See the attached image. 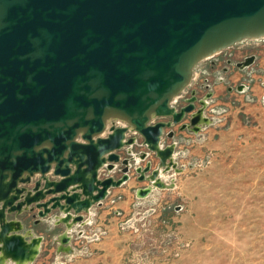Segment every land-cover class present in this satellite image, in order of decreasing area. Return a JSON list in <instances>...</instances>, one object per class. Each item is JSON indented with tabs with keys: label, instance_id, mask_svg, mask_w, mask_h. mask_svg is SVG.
Listing matches in <instances>:
<instances>
[{
	"label": "water",
	"instance_id": "95a60500",
	"mask_svg": "<svg viewBox=\"0 0 264 264\" xmlns=\"http://www.w3.org/2000/svg\"><path fill=\"white\" fill-rule=\"evenodd\" d=\"M261 33L264 0H0V251L15 261L42 244L25 212L72 227L131 170L150 181L138 196L163 186L177 162L162 138L198 131L209 94L180 108L172 96L206 55Z\"/></svg>",
	"mask_w": 264,
	"mask_h": 264
},
{
	"label": "rangeland",
	"instance_id": "374dc122",
	"mask_svg": "<svg viewBox=\"0 0 264 264\" xmlns=\"http://www.w3.org/2000/svg\"><path fill=\"white\" fill-rule=\"evenodd\" d=\"M263 37H244L221 51H255L263 47ZM222 55L215 53L214 57ZM212 58L207 56L194 65L189 82L173 96V105L182 104L193 89L204 99L207 82L199 74L205 70L217 78L210 67ZM228 100V104L214 106L232 112L220 132L210 135L213 146L205 143L210 133L205 128H213L217 120L195 132L175 125L177 134L172 139L163 137L162 143L177 137L184 145L175 159L177 168L164 172L169 175L162 180L163 186L153 185L149 193L153 194L132 202L124 215L110 218L99 212L86 224H75L65 243L66 234H58L51 220L44 222L40 254L28 264H264V136L234 134L229 118L236 114L237 100ZM208 113L205 107L203 115ZM189 120L187 114L183 122ZM116 123L122 125L124 120L116 119ZM141 149L148 152L141 162L151 160L155 168L158 158L154 153L140 145L133 152ZM17 218L29 223L34 217L25 212Z\"/></svg>",
	"mask_w": 264,
	"mask_h": 264
},
{
	"label": "crops",
	"instance_id": "0c3cea01",
	"mask_svg": "<svg viewBox=\"0 0 264 264\" xmlns=\"http://www.w3.org/2000/svg\"><path fill=\"white\" fill-rule=\"evenodd\" d=\"M261 40L264 42V37L261 38ZM257 41H260V38ZM222 52V56L218 58L214 57V54L212 55L213 58L210 60V67L215 70L214 73H216L215 77L217 78H212L205 70H200L199 74L202 76L204 81L207 82L206 91L202 94V96L209 94V97H206L207 107L210 111V113L207 114L209 122L210 124H214L216 120L218 121H216L217 123L214 124L215 126L213 128L211 126H207V128H205L206 132H210L208 134V140L205 142L207 146H213L215 144L214 140L210 139V135L220 132V126H224L226 122H228L227 115L232 112L231 110L229 111L226 108L221 107L220 109L222 110H217L214 106L220 103L228 104V99L233 98L237 100V102H234L236 103V114H233L231 120L229 118V122L232 123L233 130L236 131L234 134L237 135L241 133L244 134L245 137L264 136V44L262 48L255 51L252 50L251 52L239 49L235 52H232L231 50H224L216 54H220ZM247 62L250 63L246 64ZM260 67H263V69ZM243 73H248V75L243 77ZM211 96L217 97V99L210 100L209 98ZM249 118L253 121V124L247 123ZM205 124L207 123L204 122L201 124V127ZM191 131L195 132L193 130ZM183 133L185 134V132ZM176 134L177 133H175V135ZM174 142L176 144L174 158L176 159L177 154L180 152L179 148H181L184 144L180 143L177 137H175ZM142 150L143 151L139 150L138 152L131 151L133 157L138 160V165H145L146 163L141 162V154L145 153L144 149ZM112 173L117 177L121 175V172L119 173L117 170L112 171ZM163 173L164 172L161 173V177L162 179H165L169 173ZM149 184L150 181L146 179L138 180L137 173L131 170L128 181L124 182L120 186L110 188L107 197L103 201L94 204L88 212L84 213L86 221H83V224H86L87 221L91 220V217L97 215L99 212L101 213L99 216L108 214L110 218L115 217L117 213L121 215L126 214L129 210H131L132 202H141L153 194L152 192L151 194L148 193L149 195L145 197L138 196V189L146 187ZM49 197L51 196L48 195L45 200ZM53 214L58 216L63 215V213L59 210L53 211ZM50 220L54 228L58 229V234L62 235L66 233L69 235V233H72L71 229L74 225L69 227L65 223H58L55 218H46L41 220L40 223H35L34 218H30L29 223L22 220V232H28L31 235H43L42 224ZM43 243L44 241L41 244V248Z\"/></svg>",
	"mask_w": 264,
	"mask_h": 264
},
{
	"label": "bare ground",
	"instance_id": "6f19581e",
	"mask_svg": "<svg viewBox=\"0 0 264 264\" xmlns=\"http://www.w3.org/2000/svg\"><path fill=\"white\" fill-rule=\"evenodd\" d=\"M258 36H264V33H261L260 35H253V37H258ZM211 54H208V55H206V56H210ZM189 82V80L186 82V84ZM177 93H175L174 95H176ZM173 95V96H174ZM172 96V97H173ZM203 112L204 111H199V120H200V122L201 123H204L207 119L205 118V116L203 115ZM204 120V122H202ZM197 129V128H196ZM198 130V129H197ZM163 180V179H162ZM152 188L151 187H149L148 189H146V190H141L140 191V193L141 194H145L146 195V193H148L150 190H151ZM12 226H13V228H16L17 226H16V224L15 223H12ZM64 240H67V238L66 239H64ZM25 245L27 246V255H26V257L25 258H18L17 260H15V261H13L14 262V264H28L29 262H32V258L36 255V251H34L33 249H37V248H39L40 247V249H41V244L39 243V242H36V241H34V242H32V244H27V242L25 243ZM32 249V250H31ZM36 259V258H35ZM6 261H8V256H7V254L5 253V252H1L0 251V264H5V262ZM12 261V260H11Z\"/></svg>",
	"mask_w": 264,
	"mask_h": 264
},
{
	"label": "flooded vegetation",
	"instance_id": "af4514ba",
	"mask_svg": "<svg viewBox=\"0 0 264 264\" xmlns=\"http://www.w3.org/2000/svg\"><path fill=\"white\" fill-rule=\"evenodd\" d=\"M216 53H218V52H216ZM215 54V53H214ZM213 55V54H212ZM187 97H189V96H187ZM187 97H185L184 99H183V103L182 104H180L178 107L180 108L183 104H185V99L187 98ZM204 113V112H203Z\"/></svg>",
	"mask_w": 264,
	"mask_h": 264
}]
</instances>
